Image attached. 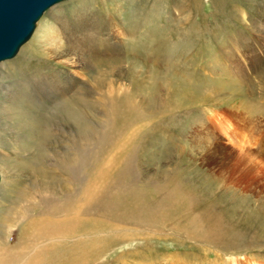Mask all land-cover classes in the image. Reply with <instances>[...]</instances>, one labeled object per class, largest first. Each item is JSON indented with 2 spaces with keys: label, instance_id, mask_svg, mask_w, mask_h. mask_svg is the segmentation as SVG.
Listing matches in <instances>:
<instances>
[{
  "label": "rangeland",
  "instance_id": "rangeland-1",
  "mask_svg": "<svg viewBox=\"0 0 264 264\" xmlns=\"http://www.w3.org/2000/svg\"><path fill=\"white\" fill-rule=\"evenodd\" d=\"M97 2L59 1L22 50L0 64V243L18 242L22 220L38 212L40 198H62L75 190V180L93 179L100 149L90 134L104 130L103 114L81 130L79 166L72 140L77 112L91 121L97 84L111 65L109 78L129 89L128 103L144 116L133 126L145 130L130 180L155 187L156 194L147 214L153 216L104 215L81 234L88 245L107 247L96 264H264V0H200L197 10L192 0ZM83 7L90 9L87 17L75 22ZM107 13L132 31L123 46L112 41L108 49L92 48L98 59L85 52L87 68L74 84L51 48L62 42L58 30L98 32L110 26ZM188 17L194 22L180 28ZM156 38L159 50L150 43ZM112 56L114 66L100 61ZM150 68L155 77H144ZM133 69L138 79L126 75ZM43 78L48 90L40 86ZM171 197L172 211L158 216Z\"/></svg>",
  "mask_w": 264,
  "mask_h": 264
},
{
  "label": "bare ground",
  "instance_id": "bare-ground-1",
  "mask_svg": "<svg viewBox=\"0 0 264 264\" xmlns=\"http://www.w3.org/2000/svg\"><path fill=\"white\" fill-rule=\"evenodd\" d=\"M199 2L200 0H192L193 5L191 4V6L197 10ZM57 3L48 7L40 17H42L46 11L52 9ZM96 3L99 2L96 0ZM88 9V7L87 9L83 7V9L77 10L76 14L74 13L72 16L75 22L83 21L84 19L82 18L87 17L86 15L90 11V9ZM119 10L120 7L115 11L118 15H120ZM98 13H101V11ZM107 14L109 19L113 18L115 21L109 20L105 15L104 19H107L106 22L110 26L105 24V28L99 29L98 32L94 30L93 33L84 31V33L76 34L69 25H65V29L58 30L62 42H58L59 47L52 46L51 48H53V52L60 54L57 57L60 58V62L67 65L66 70L70 75L71 82L74 84L79 82L80 77L87 68L84 58L85 52L90 58L98 59L95 56L92 57V48L95 47L96 50L108 49L112 41L114 44L123 46L125 45L124 39L127 38L130 34L129 32L132 31L124 27L125 22L123 23L122 21L121 23L116 18L118 16H114L113 14L110 16V13ZM106 22L104 21V23ZM192 22H194V19L188 17L178 24L181 25L179 26L180 28H183V26L187 24L190 25ZM37 23L35 28L37 27ZM262 27V30L259 29L262 34L259 41L264 44V23ZM34 31L35 29L33 32ZM25 42L19 46L17 53L13 57L22 50L21 48ZM150 43L153 46L157 45L158 50L162 48V41L159 38H156L154 42ZM88 44H92L93 46H87ZM153 50H155V48H153ZM153 55L154 54H149L148 59H151ZM154 59L161 60L158 56ZM115 60L116 59L112 56L105 57L100 61L114 66L113 61ZM125 61L126 59L123 57L121 59V66L124 65ZM110 67L111 68L105 70L106 72L101 76L102 78L99 79V83L97 84L99 96L97 97L98 99H93L91 105V121L89 118L84 119L85 121L82 117L79 118L80 112H77L79 115H76L77 127H75L78 129L79 133H74V138L72 140L74 148L71 155L74 156L73 158L76 161L78 160L76 164L79 166L80 164L78 163H80L82 159V149L85 147H82V145H85L83 144L85 135L81 130L86 128V125H89L91 128V126L97 124L96 121L99 119V114H103L100 121L103 122L101 128L104 127L105 131H98L99 133L94 136L90 134L93 138L95 137L93 141L96 146H98L96 148L98 150L100 149V153H98L100 155H95L96 163L92 170L93 179L89 182L85 179L84 181L80 180V178L79 182L75 180V190L65 194L64 197L59 199L53 197V200L50 198L45 201L42 194L43 197L41 196L42 198H40L39 203L37 202V206L39 207L38 212H36L37 214H28L23 218L22 222L24 225L21 227V235L18 242L12 244L7 241L0 243V264H96L107 247L103 246V242L88 245L87 240L81 234L86 229H89L90 226L92 227L96 224V219H98V217L107 215L108 217H120L127 220H145L153 216V214H147L149 205L155 203L154 195L156 191L150 187H155L136 185V180L131 182V172H129L131 165L134 164L136 145L140 141L145 130L144 126H137L135 128L133 126L136 125L138 117L143 118L144 116L138 113H142V111L136 107L137 104L135 105L132 102H130V104L128 103V100L131 99L129 89L126 86H117L115 79L109 78V76L113 74L112 70H114V67L111 65ZM122 69H124V67H122ZM123 73H125L124 70ZM153 73L154 71L150 68L143 72V76L153 78L155 77ZM126 75L131 76L133 79H138L141 73H137V71L133 69ZM31 80L33 83L38 84V80ZM45 81L47 80L43 78L39 83L40 86L43 84L42 89L48 90V87L45 86ZM71 86L74 87V85ZM33 87L36 86H32L31 88ZM158 89L159 86L156 84L152 87L151 92L157 91ZM156 97L154 99L151 97V101H157L158 108L163 107L162 101L159 97ZM167 105V107H169L168 102ZM98 127L100 126H97V128ZM56 164H58V162ZM65 165L68 170L72 169L71 163L70 165ZM65 165L63 164L64 167ZM114 180L116 182H114ZM173 200L176 199L171 197L170 202L172 203ZM175 205L176 202H173L169 207H164V209L158 213V216L164 213V211L169 213ZM22 231H24V234ZM59 234L63 235L60 237ZM55 235L59 236L54 237ZM54 239L61 240L55 242ZM42 240L44 242H41ZM40 243L43 245L39 246Z\"/></svg>",
  "mask_w": 264,
  "mask_h": 264
},
{
  "label": "water",
  "instance_id": "water-1",
  "mask_svg": "<svg viewBox=\"0 0 264 264\" xmlns=\"http://www.w3.org/2000/svg\"><path fill=\"white\" fill-rule=\"evenodd\" d=\"M61 0H0V62L13 57L42 13Z\"/></svg>",
  "mask_w": 264,
  "mask_h": 264
}]
</instances>
